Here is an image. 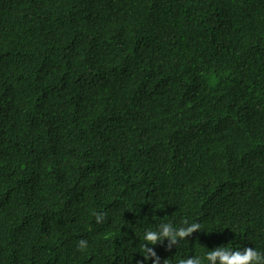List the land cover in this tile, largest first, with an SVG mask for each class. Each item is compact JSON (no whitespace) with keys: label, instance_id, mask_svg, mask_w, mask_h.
I'll use <instances>...</instances> for the list:
<instances>
[{"label":"trees","instance_id":"1","mask_svg":"<svg viewBox=\"0 0 264 264\" xmlns=\"http://www.w3.org/2000/svg\"><path fill=\"white\" fill-rule=\"evenodd\" d=\"M186 219L161 264L264 252V0H0V264H137Z\"/></svg>","mask_w":264,"mask_h":264},{"label":"clouds","instance_id":"2","mask_svg":"<svg viewBox=\"0 0 264 264\" xmlns=\"http://www.w3.org/2000/svg\"><path fill=\"white\" fill-rule=\"evenodd\" d=\"M100 215L97 214L98 220ZM201 225L197 222H189L187 219L183 221L182 225L176 226L171 221L162 222L156 228H146L142 234V252L143 260L138 261L137 264H146L150 261V264H161V257L157 254L154 247L149 245H156L158 242H162L165 238L169 240V247L172 244H176L179 240H182L190 236L194 231H198ZM87 242L81 240L79 247L85 248ZM166 260L163 261L165 264ZM175 264H264V252L257 251L254 247L244 246L243 248H232L225 245L217 246L210 249L204 254V257L200 256H188L186 258H179L175 261Z\"/></svg>","mask_w":264,"mask_h":264}]
</instances>
